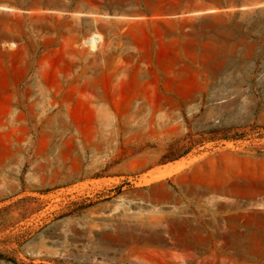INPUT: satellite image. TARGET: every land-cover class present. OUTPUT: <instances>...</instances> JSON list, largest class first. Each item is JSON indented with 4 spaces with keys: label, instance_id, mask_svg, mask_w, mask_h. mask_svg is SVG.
Listing matches in <instances>:
<instances>
[{
    "label": "rangeland",
    "instance_id": "rangeland-1",
    "mask_svg": "<svg viewBox=\"0 0 264 264\" xmlns=\"http://www.w3.org/2000/svg\"><path fill=\"white\" fill-rule=\"evenodd\" d=\"M250 221L264 0H0V264H264Z\"/></svg>",
    "mask_w": 264,
    "mask_h": 264
},
{
    "label": "crops",
    "instance_id": "crops-1",
    "mask_svg": "<svg viewBox=\"0 0 264 264\" xmlns=\"http://www.w3.org/2000/svg\"><path fill=\"white\" fill-rule=\"evenodd\" d=\"M91 42V40H90ZM195 191L199 190V189H194ZM213 190H218V191H223L224 189L223 188H220V189H213ZM221 211H227V208L224 210L223 208L220 209ZM219 210V211H220ZM226 220L228 219V217L226 216L225 217ZM243 218V214L240 213V212H233L230 216V219L231 221H234V220H239ZM254 220V219H252ZM248 225L249 227H253L255 225V227L257 228V230H254L253 232H251L253 235L252 237L256 234V238L257 237H262L264 236V232H263V228H264V223L260 224V223H256L255 221H250L248 222ZM201 226L197 227V230L199 232H197V234L194 235V239L192 240L194 243H227L228 240H227V236L226 235H222L220 234L219 236L218 235H215L213 236L212 234L210 233H207V234H203L202 231H201ZM204 228V227H203ZM244 238V239H243ZM256 243H260V244H264V240H257L255 239L254 240ZM248 242V234H245V235H242V241L241 242H238V243H232L231 245H234V249H235V252H239L241 253L243 256H251V255H264V251H259V252H253V251H247L245 250V243ZM179 258H186L185 256L183 257H179ZM237 257H235L236 259ZM196 259H202L204 261L203 264H222V262L224 261L225 263H227V260L229 259L228 258V255L227 253H218V252H214V253H201L199 255H197V258ZM214 260V262H213ZM218 261V262H217Z\"/></svg>",
    "mask_w": 264,
    "mask_h": 264
},
{
    "label": "bare ground",
    "instance_id": "bare-ground-1",
    "mask_svg": "<svg viewBox=\"0 0 264 264\" xmlns=\"http://www.w3.org/2000/svg\"><path fill=\"white\" fill-rule=\"evenodd\" d=\"M95 41V40H94ZM171 170V169H170ZM174 170V169H173ZM252 220V219H251ZM252 237H248V242L247 243H245V250H248V248H250L248 245L249 244H251V243H253V241H252Z\"/></svg>",
    "mask_w": 264,
    "mask_h": 264
}]
</instances>
